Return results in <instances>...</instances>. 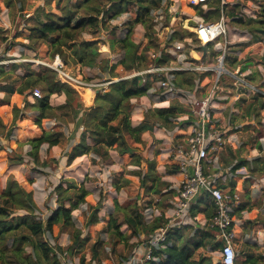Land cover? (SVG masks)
<instances>
[{
	"label": "trees",
	"instance_id": "trees-1",
	"mask_svg": "<svg viewBox=\"0 0 264 264\" xmlns=\"http://www.w3.org/2000/svg\"><path fill=\"white\" fill-rule=\"evenodd\" d=\"M98 0H77L74 4H65L62 6L61 1L57 4L60 15L54 13L48 14L44 22H38L29 29L28 35H16L11 43V47L15 46L17 39L28 41L25 46L29 50L35 51V44L42 42L47 47L46 56L51 60L59 56L66 63H74L83 68H93L99 61L100 53L98 44L101 43V38L97 36L100 29L103 28L106 18L115 20L125 13H131L130 6L135 5V11L131 13V19L126 25L127 33L120 40L116 39L115 32L112 33L111 48L119 45L122 59L118 66L122 67L126 72H142L150 68L151 65L168 66L175 62L172 55L167 52L171 44L175 41L184 42L187 44L192 41L198 44L196 35L188 30H176L168 39L163 48L159 49L161 57L148 61L147 53L150 46L157 43L159 46L158 34L154 29V20L156 13H164L167 15L169 5L180 0H102L107 5L108 9L101 10L95 3ZM185 3V0H182ZM255 2H258L256 0ZM215 10L205 13L204 10L198 8V14L207 22H217L220 19V2L214 0L209 4ZM88 10V14L81 15L79 10ZM234 11L239 9L238 5L233 7ZM260 13V12H259ZM103 14L102 20L99 19ZM264 16V9L261 11ZM229 17H234V13H229ZM169 22V20H168ZM231 22L242 25L249 24L250 32L253 34L251 45L254 41L264 39V20L260 17L240 18ZM137 25H142L146 28V38L149 45L145 48L140 44H136L133 40V29ZM191 26H195L192 22ZM89 31V32H88ZM0 30V34H1ZM84 33L91 34L90 39H81ZM261 35V36H259ZM260 37V38H259ZM7 38L1 39L6 41ZM14 41V42H13ZM157 46V47H158ZM202 52L210 53V49L215 50L213 57L221 55L222 50L215 48L214 44L199 48ZM234 53L242 52L241 47H232ZM233 53V54H234ZM257 62L264 64V51L262 56H258ZM198 62V61H197ZM109 64V62H107ZM239 63L237 56H230L226 59V67L234 70ZM242 72L251 70L254 64L251 60H242ZM26 72L22 76H18L19 84L14 85L12 82L13 74L20 65L12 64L11 66H0V93L4 97L0 99V129L10 139L13 135L14 127L19 120H22L24 109H22L24 97L25 108L36 113L34 124L42 131L41 135L27 141L30 147L27 155L30 161L35 166V169L47 168L48 160L41 159L42 147L47 145L48 151L61 145L64 141L65 132L57 131L60 127H66L69 121H72L74 128L71 132L70 139L76 141L71 147L70 152L66 153L68 157L67 166H70L75 160L86 155H94L102 161H108L111 158V152H116L120 157H127V165L138 168L137 171L131 172L132 176L139 177L140 186L145 193H153L156 195H166L173 193V190L168 191L169 184L161 182L160 177L156 174L157 161H146L137 152L134 144L143 145V135L152 131L155 127L163 128L167 131H173L177 125L175 124L181 114H188L189 110L173 100L167 107H157L149 109L144 120L134 125L131 117L134 106L132 101L149 95L152 89H156L157 82L165 79V74L162 77L145 75L146 82H143V76L124 79L119 82L111 83L107 90H101L96 95L93 105L89 108L84 106L80 95L68 84L62 83L58 79L56 71L50 68H41L39 71L30 70V64H24ZM109 67V66H108ZM116 66H112L111 70ZM174 79V85L179 89L193 90L196 82H205L210 78L211 73H196V72H176L171 74ZM256 73L252 72L246 76L250 84L258 85ZM116 77V76H114ZM264 79L261 77L260 80ZM232 82V81H231ZM231 82H227L231 84ZM224 83H226L224 81ZM258 97L247 104L242 111L247 118L245 123L236 126L234 120L236 115L232 114L230 123H232V131H240L244 128L246 131L253 122L251 119H260L261 110L264 108L258 105V99H264V84L257 86ZM34 89H40L42 92L41 98H35L34 102L26 101L27 95ZM64 96L65 102L59 106L51 104V98L54 96ZM17 99L14 102V99ZM47 121L56 120L59 125H55L51 129L46 126ZM260 125V120H258ZM187 125L189 121L183 122ZM262 125V124H261ZM183 126V127H184ZM185 126L184 128H186ZM241 127V128H240ZM83 129L80 136L77 137V132ZM181 134V132H180ZM177 135V142L182 136ZM259 140L256 143L257 147L261 148L260 143L264 138V132L259 129ZM8 139V140H9ZM8 142L7 140H5ZM0 155H5L4 159L8 164L19 165L24 164L26 159L23 156L17 155L14 148L5 147L0 144ZM95 158V159H96ZM95 159L92 160L95 163ZM255 162V161H254ZM143 164L147 165V172L143 173ZM172 165V164H171ZM249 166V162L242 160L239 164L234 165L231 169L232 173L242 167ZM250 167V166H249ZM172 171L169 174H178V170L172 165ZM253 170V169H251ZM38 171V170H36ZM209 173H218L213 169ZM239 176L233 175L227 182L221 183V189H229L230 194L236 191H242L244 184ZM118 181V182H117ZM113 186L120 190L130 181L120 177ZM240 183V185H239ZM66 184V186H64ZM239 185V186H238ZM56 194V208L51 210V213L46 219H41L37 216L39 207L36 204L32 192H27L14 178L9 177L5 187L0 190V264H61L58 259L57 250L54 249L46 241V239H59L60 235L70 229L71 244L67 247V256L74 255L80 251L84 245V240L81 239L82 230L76 228L73 212L81 207H87L89 219L85 223V227L95 226L99 223V212L102 208V203L98 202L96 206L89 205L86 201L91 197L92 192L86 187L85 182L79 185L73 180H64L54 190ZM208 200L209 197L205 196ZM242 200V197H241ZM114 212L109 214V222L107 223V232L115 235L116 238L129 240L132 237H140L141 234L152 235L158 229L163 228V218H156L153 223L146 222L147 208L133 209V213L128 212V208L118 204L116 200ZM194 204L191 209V217L195 218L199 214H203L208 222L212 220L216 212V206L210 200L205 203ZM248 203L242 202L241 206L234 212L233 216L236 219L242 218L245 212H251L252 207ZM147 210V211H146ZM119 214L123 215V222H119ZM252 220L247 221V226L252 224ZM122 225H126L130 235L125 236L121 232ZM250 229V227H245ZM216 229L204 227L203 229L194 226H184L180 228L169 229L166 233L165 241L160 242L156 247L147 243V247L151 248V259L143 264H215L214 258L208 253H202L196 259V252L200 249L208 248L213 242H216L215 247H220V243L216 238ZM149 242V241H148ZM27 248H31V252ZM246 243L242 244L240 255L242 260H237L236 264H264V255L248 254L245 251ZM82 263L85 260L82 259Z\"/></svg>",
	"mask_w": 264,
	"mask_h": 264
},
{
	"label": "rangeland",
	"instance_id": "rangeland-1",
	"mask_svg": "<svg viewBox=\"0 0 264 264\" xmlns=\"http://www.w3.org/2000/svg\"><path fill=\"white\" fill-rule=\"evenodd\" d=\"M59 1H61L62 6L68 3L70 5L77 2V0H0V30L2 32L0 34V60H17V62L13 61L8 66L18 64L21 67L13 74L12 82L14 85L18 86L19 79L17 77L22 76L26 72L24 64H30V70L39 71L41 68H47V64H52L54 62L46 56L47 47L42 42L35 44V51L29 50L25 47L28 44V41L23 40V38L17 39L13 48H10V45L16 35H28L29 29L38 24V22H44L48 14L54 13L56 15H60L61 12L57 8ZM95 3L101 10L108 9L109 7V5L102 0H98ZM248 7L254 13L256 12V17H260L264 20V16L261 14V11L264 9V0L253 2ZM129 8L131 13H133L136 6L132 5ZM78 12L81 15L89 13L88 10L83 8ZM28 13H32L33 17L26 22V27L21 29L22 20ZM131 13H125L115 20H108L106 18L103 21L105 25L97 34V36L101 38V43L98 44L100 58L95 67L92 69L83 68L74 63L66 64L61 60L64 64L63 70H65L68 75L85 83L97 85L98 88L94 89L95 91L93 90L94 93L90 91L85 92L84 89H80L79 95L86 108L93 105L92 100L95 99L96 91L100 89V87L102 88L101 90H107L111 83L119 82L127 77L133 78L131 76L134 73H137L134 71L126 72L122 67L118 66L119 61L122 59L120 47L117 44L114 49L110 47L113 42L112 37L114 36L112 33L115 32L117 40L123 38L127 33L129 25L126 24L131 19ZM102 17L103 14L100 15L99 19L102 20ZM157 17L158 13L155 15L154 29L157 33H159V46L157 43L150 46L151 49H149L147 53L149 62L150 60L159 58L158 56L161 54L159 49L163 48L166 44L174 27L180 32L185 30L186 26L192 28L190 26L191 23L194 22L196 24L199 18H201L198 11H192L187 8L186 2L183 3L182 0H180V5H169L167 16L162 15L159 19H156ZM230 28L232 31V47L242 48V52L237 53L242 60L245 59L254 62L251 70L245 74L249 75L250 73L255 72L257 75V83L261 86V84H264V79L260 80L261 77H264V64L258 63L256 57L262 56L263 54L264 39L254 41L253 43H250L251 45H247L248 41H242V44H240L238 43V37L241 33L242 36H246L248 40H250L253 36L250 32L249 24L238 25L231 22ZM146 32V28L142 25H137L133 29L134 42L142 45L144 48L149 45V41L146 38ZM3 38H7L6 41H2L1 39ZM90 38L91 34L89 33H84L81 36V39ZM209 51L211 54L215 52L213 49H210ZM180 53L181 52L177 54ZM184 53L185 59L187 60V62H185V66H189V63L202 56L201 52H194L191 50H184ZM230 53L231 55H234L232 54L234 53L233 51H230ZM211 54H209L210 58L207 60V65L213 67L217 66L218 63H216V60L213 58L211 60V57H213ZM155 55H157V57L153 59ZM107 62H109V64ZM112 66H116V68L111 70ZM245 74L242 75V82L245 83L242 84V91L240 90L241 87H239V90L242 92V96L238 97V100H236L237 97H235L234 93H232L229 98L224 100L220 105V108H222V114L218 119L219 124L222 126V131L225 133L224 136L228 137L230 135H235L234 138H237L240 144H235L233 146L226 145L218 156V163L214 165V169L218 171L219 174L223 175V183L227 182V180L233 177V175H235V177L236 175L240 177L239 182L241 179L244 183L242 184L243 190H238L237 192L242 197V202L248 203V206L253 209L250 213L253 221L251 225L247 226L246 222L250 220L246 221L243 217L242 219L240 218L241 221H236L237 237L235 239V249L237 251V260H242L240 251L243 243H246L245 251L248 254L258 256L264 255V138L260 141L263 145L261 150L260 147L256 146V143L259 140V129H262L264 132V108L261 110L260 119H251L250 122L253 123L249 126L247 131L242 128L240 131H233L231 133L233 125V122L230 123V119L232 118L231 115L233 114L231 113L232 108H234V115H236L234 124H236V126H240V124L242 125V123L247 121L242 108H245L247 104L251 103L252 100L258 97V85L250 84L246 79ZM58 79L60 80V77H58ZM209 86L210 85H206L202 92L205 93ZM252 87L255 88V90H252ZM228 89L232 91L231 88ZM3 97L4 94L0 93V99ZM23 98L24 97H22V109H24L23 118L17 122L14 127L13 135L10 139L6 136V134H4V131L2 132V129H0V144L5 147L14 148L15 153L23 156L26 161L24 164L11 165L8 164L6 159H4L5 155H0V190L5 187L6 181L9 177L14 178L25 188L27 192H32L34 200L40 209L37 216L41 219H46V217L51 213V210L55 209L57 206L56 194L54 192L56 186L64 180H73L79 185L85 182L86 187L92 192V197L86 199L87 203L92 206H96L98 202L102 203V208L99 212V223L95 226L85 227V223L89 219L87 207H81L79 210L73 212L76 228L82 230L81 239L84 240V245L80 251L72 256L68 254V256L62 258L63 254H67L66 249L71 244L69 228H67L57 240L49 237L46 239L49 245L54 249L61 247L63 250H57L56 252L60 263L83 264L82 259H84V264H131L133 258H136L135 260L141 264L147 262L151 250L150 247H147V243L148 241L150 243V239L155 237L157 233L147 236L145 234H141L140 237H132L128 241L123 238H116L114 234L108 233L107 223L109 222V214L115 210L114 200H116L119 205L127 207L128 212L131 214L135 208L142 209L143 211L147 208L148 211L146 210L147 213L145 216L147 223H153L156 218H163L162 224L166 226L169 222L168 216H170L169 212L172 206L173 193H167L166 195L145 193L143 188L140 186L139 177L132 176L131 174V172L137 171L138 168L127 165L129 161L128 158L120 157L116 152L110 153L111 158L108 161H102L92 154L83 156L89 157L90 162L92 163V167H90L89 172L82 167L74 168L75 164L79 162L78 160L74 161L71 166L66 165V167H64L66 159L63 158V155L76 142L70 139L71 132L74 128L72 121H69L66 127L59 126V129H57V131L65 132L64 141L60 146H57L59 149H56L55 147L52 151H48L47 145L42 147L40 154L41 159L48 160L49 166L47 168L35 169V166L27 155L28 150H30V147L27 145V141L31 138L40 136L42 131L34 124L36 113L29 108L24 107L25 101ZM16 101L17 99L15 97L14 102ZM26 101L32 103L34 102V99L29 98V95H27ZM172 101V98L165 97V95H162L161 91L158 89H156L153 94L151 92L147 96L133 100L132 104L134 106V110L131 117L132 123L134 125L140 124L144 120V116L149 109H154L160 106L167 107ZM55 102L58 101H55L53 98L52 103L51 99V104H55ZM263 104L264 99L259 98L258 105L262 107ZM189 115L190 114H181L177 122H180V120L182 121L179 124L176 122L175 124H178L177 127L173 131L168 132L170 135L169 144H157L158 149L153 150V148H149V150H147L145 146L146 144L140 145L130 142L132 146L137 148V152L143 159L144 164L146 161L157 159L156 174L160 177L161 182L169 184L167 189L168 191H175V189L179 188L181 183V180L173 181V183L166 181L169 175L170 180H172L171 177H173L169 174L170 171H172V166L169 163V160L171 159L170 154L173 152H170L169 150L173 147V144H176L177 140L175 138L179 135L180 130L187 126H184L182 123L186 122L184 120H186ZM258 120H260V125L257 127L256 125H258ZM45 122L47 123L46 126L48 129H51L56 124L59 125L56 120H45ZM188 128L189 127L187 126L184 129L188 130ZM82 131L83 129L81 128L77 132V137L80 136ZM161 149H163L164 152L162 153L164 155V159H167L168 163L166 162L164 164H160L158 161L157 154L161 152ZM154 151L157 152V154L153 153ZM94 159L95 163L92 162ZM242 160L249 162L250 167H242L235 173H232V167L239 164ZM144 164L143 173H146L147 165ZM99 168H101L102 171H98ZM224 175L227 177L226 179H224ZM120 177L127 179L130 183L126 184L120 190H117L113 184ZM64 186H66V184H64ZM170 187L172 188L170 189ZM119 222H123L122 214H119ZM189 225L190 224H185L172 228H180ZM245 227H250V229L247 230ZM121 232L125 236L130 235L126 225H122ZM215 244L216 242H213V244H211L208 248L198 250L195 255L196 259L199 258L202 253L206 252L214 258L213 260L215 264H220L219 247H215ZM27 249L31 252V248ZM137 261H135V264H137Z\"/></svg>",
	"mask_w": 264,
	"mask_h": 264
},
{
	"label": "built area",
	"instance_id": "built-area-1",
	"mask_svg": "<svg viewBox=\"0 0 264 264\" xmlns=\"http://www.w3.org/2000/svg\"><path fill=\"white\" fill-rule=\"evenodd\" d=\"M213 1L214 0H185L187 8L190 10L198 11V8H201L205 13L215 10L213 7L209 6ZM255 1L256 0H219L220 19L217 22H207L201 17L195 26L190 25L193 29L188 26L185 27V30L196 35L198 44H194L192 41H189L187 44L175 41L171 44V47L167 49V52L174 57L175 62L168 66L154 65L145 71L134 73L131 76L133 78L143 76V82H146L145 75L162 77V75L165 74V79L157 82L156 89L161 91V94L165 95V97L172 98V100L178 101L184 105L189 110L188 114H190L189 117L184 120L190 123L188 125L189 133L185 138H182L178 142L176 141V144L170 149V152H173L170 154L171 164L177 168L178 174L181 176L177 197L172 202V215L168 216V224L157 230L155 232L157 233L156 236L150 239V243L148 242V244L151 246L156 247L160 242L165 241L166 233L170 228L192 222L191 209L195 200L201 196H208L209 200L216 206V212L210 221V226L212 229L217 230V240L221 244L219 250L220 264H236L237 252L234 243L237 237L236 221H239V219H236L233 214L242 204L241 196L237 191L234 194H230L229 189H221L219 187L220 184L223 183V175L219 173L207 174V172H211L214 169V165L218 163V156L226 145L233 146L235 144H240L237 138H234L235 135H230L228 137L224 136L225 133L222 131V126L219 124L218 119L222 114L220 105L224 100L229 98L232 93L237 97L236 100H238V97L242 96V84L244 83L242 82V75L248 72H242V65L240 64L242 58L237 54L240 52H236L234 55L230 53L233 44L230 24L232 20L240 18L256 19V12L254 13L248 7ZM172 4L180 5V1L173 2ZM235 5L239 6L237 11L233 9ZM229 13H234V17L230 18ZM162 15L166 14L159 12L156 19H159ZM32 17V13H28L24 16L21 29L26 27V22ZM176 30L177 29L174 27L172 29V34ZM238 38V43L240 44H242V41H250L252 39L248 40L246 36H242V33ZM209 44H214V47L216 46L215 48H220L222 50L221 55L211 57V60L213 58L216 60V63H218V65L214 67L207 65V60L210 58V55L199 49ZM10 48L13 47L10 46ZM184 50L201 52L202 56L189 63V66H185L187 60L185 59ZM179 52L181 53L177 54ZM230 56L238 57L239 63L234 70L225 65L226 59ZM155 57H157V55H155L153 59H155ZM158 57H161V54H159ZM13 61L17 62V60L12 59H1L0 66H8ZM47 65L48 68L57 72L62 83L71 86L78 94H80V89H84L85 92L90 91L94 93V89L98 88L97 85L85 83L68 75L65 70H63L64 64L59 56L55 58L52 64ZM182 71L196 72L199 74L209 72L211 75L210 78L203 83L197 81L193 90H185L179 89L174 85V77L171 75ZM126 79L129 78L127 77ZM224 81L226 83H224ZM227 82H231L232 85L227 84ZM206 85L210 86L207 91L205 90L206 92L203 93L202 91L205 89ZM239 87H241V91ZM228 88H231L232 91ZM101 89L100 87V90ZM156 89H152L150 93L152 92L153 94ZM252 90H255V88L252 87ZM41 97L42 93L39 89H34L30 93V98L32 99ZM231 113H235L234 108H232ZM181 121L182 120H180V122ZM180 122L177 123L179 124ZM224 177V179L227 178L225 175ZM196 220L197 218L194 219V221ZM151 254L152 252L150 250L148 260L151 259ZM66 256L67 254L65 253L62 255V258ZM135 259L136 258H133L131 264H135V261H137ZM136 263L141 264L138 261Z\"/></svg>",
	"mask_w": 264,
	"mask_h": 264
},
{
	"label": "crops",
	"instance_id": "crops-1",
	"mask_svg": "<svg viewBox=\"0 0 264 264\" xmlns=\"http://www.w3.org/2000/svg\"><path fill=\"white\" fill-rule=\"evenodd\" d=\"M100 90V89H98ZM53 98L55 99V101H58V102H55V104H52L53 106H59V105H62L64 104L65 102V98L64 97H61V96H57V95H54L51 99H52V103H53ZM59 99V100H58ZM94 102V100H92V103ZM169 131L163 129V128H159V127H155L152 131H148L146 132L143 137H142V140L144 142V144H146V148L147 150H149V148H153V150L155 149H158V146L157 144H169V141H170V135L168 133ZM181 132V134H180ZM179 132L180 136H182L180 139L182 138H185L187 136V134L189 133V128L188 130L186 129H181ZM35 138V137H34ZM32 139V138H31ZM175 142V141H174ZM60 146V145H59ZM174 146V144H173ZM55 149V147L53 148ZM51 149V151L53 150ZM56 149H59L58 147H56ZM172 149V148H171ZM48 150V148H47ZM170 151V150H169ZM67 152H70V149L67 150L64 155H63V158L66 159V162H64V167H66L67 165V161H68V158L66 157V153ZM163 149H161V152L157 154V152H153L155 154H157V158H158V161L160 162V164H164V163H168V160L164 159V155H163ZM148 159V157H147ZM79 162H77V164H75L74 168L77 167H82V168H85L87 172L90 171V167H92V163L90 162V158L89 157H80L77 159ZM76 161V160H75ZM157 161V159H156ZM169 163L171 165V159L169 160ZM73 164V163H72ZM27 166V165H26ZM71 166V165H70ZM172 166V165H171ZM11 167V166H10ZM98 171H102L101 168L98 169ZM173 177H171L172 180H170V175L169 177L167 178L166 181H168L169 183H173V181H179L181 180V176L179 174H173L172 175ZM172 187H170L171 189ZM177 194H178V189H175L174 191V194H173V201L175 200V198L177 197ZM92 197V195H91ZM203 200L206 202H208L209 200L205 197V196H201L199 198H197L194 202V204H201L200 202H203ZM172 201V202H173ZM171 202V201H170ZM172 205V204H171ZM172 211H173V205L171 206L170 208V212H169V215L171 216L172 215ZM251 212H245L243 214V218L244 220H252V215L250 214ZM197 218L196 221H194V219ZM193 218L192 217V222H190V226H194V227H198L200 229H203L204 227L206 228H210V230L212 229L211 226H210V221L208 222V219L203 215V214H199L197 215V217ZM242 219V218H241ZM241 219H239V221H241ZM217 238V237H216ZM235 244V243H234ZM221 247V246H220ZM220 247H219V250H220ZM237 252V251H236Z\"/></svg>",
	"mask_w": 264,
	"mask_h": 264
},
{
	"label": "water",
	"instance_id": "water-1",
	"mask_svg": "<svg viewBox=\"0 0 264 264\" xmlns=\"http://www.w3.org/2000/svg\"><path fill=\"white\" fill-rule=\"evenodd\" d=\"M99 93H100V90H97V91H96V95H98Z\"/></svg>",
	"mask_w": 264,
	"mask_h": 264
}]
</instances>
